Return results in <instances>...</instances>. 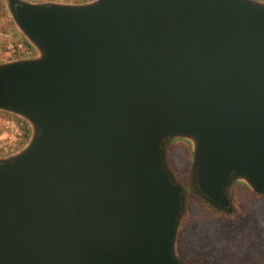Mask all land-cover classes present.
<instances>
[{
    "label": "water",
    "instance_id": "95a60500",
    "mask_svg": "<svg viewBox=\"0 0 264 264\" xmlns=\"http://www.w3.org/2000/svg\"><path fill=\"white\" fill-rule=\"evenodd\" d=\"M5 5L31 52L0 61V111L29 130L0 155V264H190L189 194L264 195V0Z\"/></svg>",
    "mask_w": 264,
    "mask_h": 264
},
{
    "label": "rangeland",
    "instance_id": "374dc122",
    "mask_svg": "<svg viewBox=\"0 0 264 264\" xmlns=\"http://www.w3.org/2000/svg\"><path fill=\"white\" fill-rule=\"evenodd\" d=\"M2 1L5 16L0 18V33L9 32L13 39H21L28 44L11 20L5 0ZM10 58L14 57L5 56L0 61ZM1 113L5 112L0 111ZM23 122L26 133L21 146L27 140L29 133L26 122ZM2 132L0 122V136ZM190 157L191 147L188 143L177 142L169 145V165L176 177L186 185L192 183ZM232 192L233 204L227 212L214 209L208 211L205 202L196 195L189 194L186 200V214L180 224L181 227L185 218H191L186 229L187 254L179 252L178 236L177 250L179 255L190 264H264V195L255 193L241 183L234 185Z\"/></svg>",
    "mask_w": 264,
    "mask_h": 264
},
{
    "label": "built area",
    "instance_id": "2783aa9c",
    "mask_svg": "<svg viewBox=\"0 0 264 264\" xmlns=\"http://www.w3.org/2000/svg\"><path fill=\"white\" fill-rule=\"evenodd\" d=\"M78 2L83 0H66ZM31 52L24 40L13 39L9 32L0 33V60L5 56L16 57ZM3 132L0 136V154H8L17 150L25 139L26 127L23 120L9 113L0 114Z\"/></svg>",
    "mask_w": 264,
    "mask_h": 264
},
{
    "label": "trees",
    "instance_id": "16d2710c",
    "mask_svg": "<svg viewBox=\"0 0 264 264\" xmlns=\"http://www.w3.org/2000/svg\"><path fill=\"white\" fill-rule=\"evenodd\" d=\"M3 16H5V8H4L3 1L0 0V18H2ZM232 200H233V198H232ZM205 206L207 207L206 209L208 211H213L212 210L213 208L212 207H208V204L206 202H205ZM215 212H217V211H215ZM218 213H222V212H218ZM190 221H191L190 217L185 218V220L182 222V225L180 227V231H179V234H178V249H179V252L181 254H184V255L187 254V251H186L187 231H186V229L188 228L187 225H188V223Z\"/></svg>",
    "mask_w": 264,
    "mask_h": 264
},
{
    "label": "crops",
    "instance_id": "0c3cea01",
    "mask_svg": "<svg viewBox=\"0 0 264 264\" xmlns=\"http://www.w3.org/2000/svg\"><path fill=\"white\" fill-rule=\"evenodd\" d=\"M2 134V133H1Z\"/></svg>",
    "mask_w": 264,
    "mask_h": 264
},
{
    "label": "flooded vegetation",
    "instance_id": "af4514ba",
    "mask_svg": "<svg viewBox=\"0 0 264 264\" xmlns=\"http://www.w3.org/2000/svg\"><path fill=\"white\" fill-rule=\"evenodd\" d=\"M222 211V210H221Z\"/></svg>",
    "mask_w": 264,
    "mask_h": 264
}]
</instances>
